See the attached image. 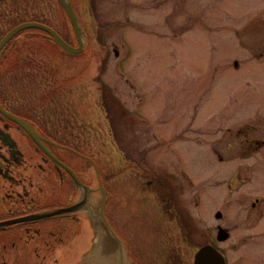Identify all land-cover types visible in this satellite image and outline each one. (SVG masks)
I'll return each instance as SVG.
<instances>
[{
	"label": "rangeland",
	"instance_id": "1",
	"mask_svg": "<svg viewBox=\"0 0 264 264\" xmlns=\"http://www.w3.org/2000/svg\"><path fill=\"white\" fill-rule=\"evenodd\" d=\"M80 1L81 60L51 63L77 66L71 85L104 105L100 161L121 166L123 150L161 175L192 245L215 241L228 264H264V0Z\"/></svg>",
	"mask_w": 264,
	"mask_h": 264
},
{
	"label": "flooded vegetation",
	"instance_id": "2",
	"mask_svg": "<svg viewBox=\"0 0 264 264\" xmlns=\"http://www.w3.org/2000/svg\"><path fill=\"white\" fill-rule=\"evenodd\" d=\"M72 2L82 20L81 1ZM66 17L60 0H0V264H75L92 243L88 209L102 199L100 182L106 218L133 264H195L202 247L218 245H192L187 215L162 176L123 150L113 157L121 166L100 161L98 110L105 107L79 83L71 85L79 70L64 73L63 62L51 63L69 52L45 28L80 46ZM29 24L36 27H23ZM83 51L70 55L81 60ZM67 168L91 188L88 206L54 213L85 196Z\"/></svg>",
	"mask_w": 264,
	"mask_h": 264
},
{
	"label": "water",
	"instance_id": "3",
	"mask_svg": "<svg viewBox=\"0 0 264 264\" xmlns=\"http://www.w3.org/2000/svg\"><path fill=\"white\" fill-rule=\"evenodd\" d=\"M63 7L72 22L74 30L79 38V48L74 49L68 45L60 36L52 29L45 28L49 31L53 37L58 41V43L63 46L68 52L77 54L84 49V41L82 39L83 30L80 25L79 19L75 13L71 0H60ZM35 26L29 24L23 27ZM69 172L73 174L77 183L82 186L81 182L77 176L67 168ZM84 190V197L81 201L74 203L68 208L58 210L54 213H74L86 208L88 206V197L91 188L82 186ZM102 193V199H99L98 207L94 209L89 208L90 211V221L94 230V236L92 238V243L90 247L80 256L75 264H133L130 259L127 250L125 248L124 242L118 237V235L112 230L110 224L106 218L105 206H106V193L102 183L100 182V189ZM217 218H221L222 214L218 212L216 214ZM229 237V232L219 228L218 239L225 240ZM195 264H225L223 256L212 246L206 245L202 247L196 254Z\"/></svg>",
	"mask_w": 264,
	"mask_h": 264
},
{
	"label": "trees",
	"instance_id": "4",
	"mask_svg": "<svg viewBox=\"0 0 264 264\" xmlns=\"http://www.w3.org/2000/svg\"><path fill=\"white\" fill-rule=\"evenodd\" d=\"M66 22H67V26L69 27V21H68V18L66 17ZM77 70V66L76 67H73L71 71H68V72H72V71H76ZM69 78H67V84L69 86ZM56 82V81H55ZM60 82L61 80L60 79H57V83L60 85Z\"/></svg>",
	"mask_w": 264,
	"mask_h": 264
},
{
	"label": "bare ground",
	"instance_id": "5",
	"mask_svg": "<svg viewBox=\"0 0 264 264\" xmlns=\"http://www.w3.org/2000/svg\"><path fill=\"white\" fill-rule=\"evenodd\" d=\"M71 2H72V0H71ZM73 3V2H72ZM78 178V177H77ZM94 205V204H93ZM95 207H98V205L95 203ZM105 208H106V206H105ZM76 240V239H75ZM73 243V242H72Z\"/></svg>",
	"mask_w": 264,
	"mask_h": 264
}]
</instances>
